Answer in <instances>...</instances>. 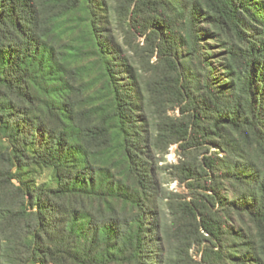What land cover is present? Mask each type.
<instances>
[{
  "label": "trees",
  "instance_id": "trees-1",
  "mask_svg": "<svg viewBox=\"0 0 264 264\" xmlns=\"http://www.w3.org/2000/svg\"><path fill=\"white\" fill-rule=\"evenodd\" d=\"M0 264H264V0H0Z\"/></svg>",
  "mask_w": 264,
  "mask_h": 264
},
{
  "label": "rangeland",
  "instance_id": "rangeland-1",
  "mask_svg": "<svg viewBox=\"0 0 264 264\" xmlns=\"http://www.w3.org/2000/svg\"><path fill=\"white\" fill-rule=\"evenodd\" d=\"M177 149H176V145H173L170 150H169V153L166 155V162H169V163H175L177 162ZM170 187L173 188V187H177V183L174 181V182H171L170 184Z\"/></svg>",
  "mask_w": 264,
  "mask_h": 264
}]
</instances>
